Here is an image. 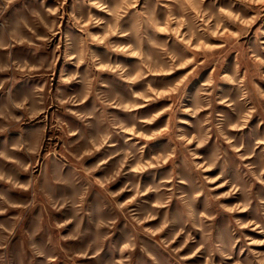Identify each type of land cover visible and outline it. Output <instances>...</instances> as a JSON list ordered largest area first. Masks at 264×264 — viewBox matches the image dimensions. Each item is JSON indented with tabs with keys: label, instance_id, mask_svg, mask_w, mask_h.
Returning a JSON list of instances; mask_svg holds the SVG:
<instances>
[{
	"label": "clouds",
	"instance_id": "1",
	"mask_svg": "<svg viewBox=\"0 0 264 264\" xmlns=\"http://www.w3.org/2000/svg\"><path fill=\"white\" fill-rule=\"evenodd\" d=\"M16 2L0 0V16ZM87 3L108 13L109 19H98L91 12L86 16L80 14L79 18L69 14L83 36L74 47V54L65 57L77 70L61 73L60 83L82 85L76 95L61 98L52 95L45 85L23 97H14L11 85L36 74L47 76L56 61L33 65L12 58L13 42L40 47L21 35L26 28L35 36L28 23L20 22L7 36H0V50H8V58L0 60V74L6 77L0 78V93L8 94L7 102L0 106V134L16 128L23 136L20 126L42 116L47 121L53 103L83 126L72 129L62 121L52 125L59 129L66 144L69 137L77 138L71 142L72 152L65 149V160L71 157L70 171L58 158L60 154L49 151L43 159L51 164L52 171L36 176L41 161L40 140H22L0 151V182L31 197L26 203H14L0 195V215L10 209L17 213L8 226L0 224V264H12V241L37 204L42 213L35 230L24 232L27 246L20 264H35L38 257L44 258L46 264L61 259L64 264H76L78 258L96 261L121 219L135 236L142 235L158 244L175 264H184L197 256L204 257L203 264H216V255L221 258V264L229 261L264 264V252L252 247L264 246V239H253L244 231L264 233V198L254 192L257 184L264 187V134H259L260 126L264 125V88L261 87L264 30L258 26L264 19V0H229L227 7L218 6V0H154L151 7L146 4L143 10L139 8L140 0H116L114 7L102 0H87ZM161 6L163 12H159ZM62 9L63 3L59 9L48 12L62 17ZM33 16L39 18L38 13ZM125 21L131 24L128 30H124ZM44 27L51 35L36 39L49 42L59 32V24L53 19L51 26L45 23ZM90 27H99L103 32L94 34ZM253 29L255 44L248 45ZM157 34L168 39L160 41ZM113 37H125L131 42L117 45ZM92 44L107 48L108 58L92 52L89 48ZM56 47L59 49V44ZM111 53L135 57L138 63L134 69L112 63ZM232 53L236 57L234 64L230 60ZM209 67L207 79L197 89L194 101L188 104L192 99L189 89ZM178 69H184V75L171 81L165 90L155 86V77L169 76ZM103 73L122 82L126 95L114 96L112 82L102 79ZM137 86L142 90H136ZM90 99L92 106L87 108ZM161 101H166L167 106L150 116L137 111ZM109 109H119L128 119L112 116ZM164 114H167L165 126L151 130L149 126ZM179 114L191 119H180ZM257 116L260 120L253 131L250 124ZM161 138L169 142L166 149L146 158L149 142ZM102 152L108 154L91 167L86 166L88 159ZM18 154L23 155V161L17 158ZM4 161L16 166L13 173L18 169L31 179L19 182L14 174L5 171ZM112 161L114 164L110 166ZM165 166L170 171L164 179L142 185L145 175L153 176ZM101 170L108 174L97 177L95 173ZM214 171L216 175H209ZM121 178H127L123 186L111 191L110 186ZM61 187L72 194L55 199L53 193ZM95 189L104 194L103 215L99 219L88 203L89 193ZM125 192L132 195L119 202L117 197ZM149 193L154 194V200H141ZM224 200L237 202L226 204L222 203ZM173 203L178 206L176 211L172 209ZM62 211L71 213L68 219L45 225V213ZM237 214H252L254 218L244 221ZM224 216L229 220L227 232H221L217 223ZM85 217L91 230L83 228ZM151 221L158 223L154 227L146 226ZM73 224L75 229L70 235H60L62 229ZM45 231L54 235L38 245L35 237ZM135 236L119 247L121 258L116 264H133L137 252L143 253L152 264H162L159 256ZM89 237L91 242L82 251L70 253L61 247L67 241ZM237 245H243L242 258H234ZM189 247L192 250L188 255H180ZM245 252L249 255L244 256Z\"/></svg>",
	"mask_w": 264,
	"mask_h": 264
},
{
	"label": "rangeland",
	"instance_id": "2",
	"mask_svg": "<svg viewBox=\"0 0 264 264\" xmlns=\"http://www.w3.org/2000/svg\"><path fill=\"white\" fill-rule=\"evenodd\" d=\"M102 2L109 4L110 7L115 6L116 0H102ZM154 0H140L139 8L143 10L145 5L147 4L151 7ZM61 3H63L62 9V17L61 16H52L51 13L48 12V9H59ZM229 4V0H218V6L227 7ZM237 7H239L237 5ZM89 12L93 16L98 19H109V14L92 7L90 4L87 3V0H18V2L10 5L3 16H0V36H7L17 24L20 22L28 23L29 27L33 29L35 36H33L32 32H28L25 28L22 30L21 35L25 39H31L33 45H39V48L33 47L27 43L25 44H16L13 42V46L11 48L12 58L18 61L27 60L30 64L39 65L41 61H44L46 64H51V62L55 59V67L51 73L47 76H43L40 74L33 75L31 77H25L20 79L18 83L11 85L12 87V95L14 97H23L25 95L30 94L34 90L47 86V89L52 95H60L61 98H67L69 96H73L78 94L82 90V85L80 84H73V85H61L60 83V76L61 73L71 74L72 72L76 71V67L74 63H70L66 60L67 55H73V49L83 36V33L80 32V29L75 25V22L70 19L69 14H76L77 18H79L80 14L87 15ZM159 12H163L162 6L159 8ZM33 13H38L39 18L34 17ZM47 18L45 19V17ZM55 19L59 24V32L56 36L51 37L49 42H44L41 40L36 39L37 36H44V35H51L48 33L47 29L44 27V24H49L51 26V21ZM43 20V23L40 21ZM258 26L262 27L264 30V19H262ZM124 30H128L131 27V24L127 21L123 24ZM89 31L94 34H102L103 29L99 27H90ZM157 39L163 41L168 39L163 34H157ZM174 39V38H173ZM255 29H253V33L250 36L249 40L247 41L248 45L255 44ZM264 39V37H261ZM113 43L117 45L124 46L127 43H130L128 38L125 37H113ZM57 44H59V49H57ZM90 50L97 55H100L103 59L108 58V49L101 46L92 44L89 46ZM8 58V50H0V60H6ZM235 53H232L230 56L231 63H235ZM111 62L112 63H119L122 66L128 67L129 69H134L138 63L137 58L132 56H125L122 54L111 53ZM81 72L84 71V66H81ZM211 71V67L208 68L206 72L201 73V78L195 82L191 88L189 89L192 93V99L189 100L187 103L191 104L194 101L195 93L197 89L200 87V84L203 83L204 79H207L208 73ZM184 69H178L176 73H173L169 76H159L155 77L154 79L157 81L155 85L161 90H165L166 86L173 80L178 79L180 76L184 75ZM102 79L105 81L111 80L112 82V94L115 95H126L125 86L122 82L115 80V78L111 77L109 73H103ZM0 78H6L4 74H0ZM19 79V78H18ZM9 86H6V88ZM261 87L264 88V83H261ZM138 91L142 90V87L137 86ZM8 99L7 92L0 93V106H3ZM92 100L90 99L86 102V107L91 108ZM167 106L166 101H161L158 103L151 104L143 109H138L137 111L143 116H150L157 111H160L164 107ZM73 107V110H78L76 106ZM109 113L112 116L119 118L121 120H127V114L121 112L119 109H109ZM180 119H191L190 117L179 114ZM260 117H254L253 122H251L250 127L253 131H256V125L259 123ZM57 121H62L64 124H67L70 128H82V124L78 121L75 117L71 116L69 113L65 112L62 108L58 106V104L53 103L52 106L48 109L47 112V121L43 119V116L35 121L30 123H25L20 127L23 128V136L18 129L13 128L9 132L5 134H0V151H5L8 148H11L12 145L21 142L22 140H27L30 142H35L40 140L41 143V161L40 164L37 165L35 174L37 177H41V174L48 175L52 171V166L50 163L44 161L43 157L47 155L49 151H55L56 153L60 154L59 159L63 160L65 164L68 165V171L71 170V157L68 160H65V149L67 148V152H72V144L71 142L76 137H69L68 143H65V140L62 138V134L59 129H54L52 127ZM167 123V114H164L152 126H149L151 130H159L160 128L164 127ZM181 127H186L180 125ZM42 133V139H41ZM259 134H264V125L260 126ZM122 143V141L120 142ZM167 138L157 139L155 141L149 142L148 148H146V158L151 157L152 155H157L162 153L167 145H168ZM108 152L98 153L95 157L90 158L87 160L88 167H91L95 163L98 162L99 159H103ZM19 159L22 161L24 157L22 154H18ZM3 164L5 165V171L9 174H14L15 179H17L21 183H26L31 176L28 174H24L19 172L17 169L15 173H13V169L16 166L10 164L7 161H4ZM114 164V161L110 162V166ZM109 166V168H110ZM170 169L165 166V168L156 170L153 176L145 175L141 183L143 186H147L148 184L158 183L160 180L164 179ZM108 173L104 170L98 171L95 173L97 177H103ZM217 173L214 171L209 173V175H216ZM127 178H121L116 183L110 186L111 191H117L123 184L126 182ZM43 179L41 178V181ZM226 190V189H224ZM254 192L257 193L260 198H264V187L260 185H256ZM71 191L65 188H59L57 192H54L55 199H61L66 196L71 195ZM0 195H4L9 201L14 203H26L31 197L29 193H25L18 189H12L9 185L0 182ZM132 195L131 192L122 193L121 196L117 197L119 202L127 199ZM154 194L149 193L145 197H142L141 200H154ZM236 200H224L222 203L226 204H233L236 203ZM88 203L91 205V210L94 211L96 214V218L99 219L103 215L101 209L104 207V194L100 192L99 189H95L89 193L88 196ZM134 207V206H133ZM177 205L173 203L172 209L176 211ZM200 207H203V198H201ZM42 208L39 204L32 210L31 215L27 217L24 221L21 231L17 233L16 237L12 241L11 245V253H12V264H20V260L23 259L24 250L26 248V238L24 235L25 230L27 231H34L37 224L39 223V217L41 216ZM16 210L10 209L7 214L0 215V224H4L8 226L11 222V217L16 215ZM71 215L68 211H62L59 213L51 212L50 215L45 213L44 215V223L47 225L50 223H61L65 219H68ZM237 218L247 221L248 219L254 218L252 214H237ZM158 221H151L146 224V226L154 227L156 226ZM218 225L221 232H227L229 227V220L226 216L221 217L218 219ZM126 221L121 219V221L117 225V229L110 238L108 242H106L105 247L101 253L100 258L98 260H87V259H77L76 264H116L121 257L118 252L120 246L123 243L128 242L130 238L135 236V233L132 231V228L128 226L125 228ZM264 226V225H262ZM91 225L88 222V218L85 217L83 228L90 229ZM75 229V225H69L65 229L60 231V235H70ZM245 235L252 237L253 239H264V233L254 232L250 229H246ZM50 235H54L51 232H43L40 235L35 237V242L38 245L44 244L47 242L48 237ZM136 240L139 243H143L149 251H152L154 254H157L162 261V264H175V261L172 260L166 252L162 250V248L156 244L154 241L149 240L145 237L135 236ZM199 239V235L196 237ZM91 242V237L78 240V241H67L61 245L65 251L70 253H75L84 250L87 248L88 243ZM176 246V245H174ZM243 245H237L235 250L234 258H242L240 256V248ZM255 251L264 252V246L256 245L252 246ZM192 250L191 247L184 249L180 255H188ZM249 253L245 252L244 256H248ZM204 257L197 256L188 261H185L184 264H203ZM216 264H221V258L216 255L215 256ZM35 264H46V261L42 257H38L35 261ZM54 264H64V261L58 260L54 262ZM133 264H152V262L140 252H137L134 256ZM228 264H232V261H229Z\"/></svg>",
	"mask_w": 264,
	"mask_h": 264
}]
</instances>
